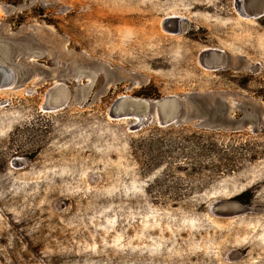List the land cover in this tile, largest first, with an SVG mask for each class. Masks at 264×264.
I'll list each match as a JSON object with an SVG mask.
<instances>
[{
	"label": "rangeland",
	"instance_id": "rangeland-1",
	"mask_svg": "<svg viewBox=\"0 0 264 264\" xmlns=\"http://www.w3.org/2000/svg\"><path fill=\"white\" fill-rule=\"evenodd\" d=\"M0 40V264H264V0H0Z\"/></svg>",
	"mask_w": 264,
	"mask_h": 264
},
{
	"label": "water",
	"instance_id": "water-1",
	"mask_svg": "<svg viewBox=\"0 0 264 264\" xmlns=\"http://www.w3.org/2000/svg\"><path fill=\"white\" fill-rule=\"evenodd\" d=\"M174 17L165 18L166 22L168 20H173ZM177 33V29H173ZM208 61L212 64H219L222 62L221 56L210 54ZM16 50H13L11 44L7 41L0 40V88H6L14 84L16 81V72L19 71V66L15 61ZM219 60V61H217ZM210 69H216V67H211ZM17 78H19L17 76ZM64 98L60 97L56 99V105L46 106L47 110L57 109L59 105L63 102ZM115 111L110 112V117L120 118L126 116H133L136 118H141L142 115L148 110L152 109L155 111L156 117L160 125L170 124L172 122L183 121L182 114L179 112L181 109V101L175 97H165L159 100H145V99H132L130 101L126 99H118L114 104ZM119 107V109H117ZM131 107L132 110L136 109V112H129L128 109ZM190 117H194V110L191 111ZM189 119V116L185 118ZM215 122V120H212ZM229 124H232L231 121H228ZM207 123L205 122L204 125ZM214 124V123H213ZM246 124V123H244ZM212 125V124H211ZM234 212L228 213V215H233Z\"/></svg>",
	"mask_w": 264,
	"mask_h": 264
},
{
	"label": "bare ground",
	"instance_id": "bare-ground-1",
	"mask_svg": "<svg viewBox=\"0 0 264 264\" xmlns=\"http://www.w3.org/2000/svg\"><path fill=\"white\" fill-rule=\"evenodd\" d=\"M241 17V16H240ZM243 18V17H242ZM135 119V118H134ZM137 120V119H136ZM135 124V123H134Z\"/></svg>",
	"mask_w": 264,
	"mask_h": 264
}]
</instances>
